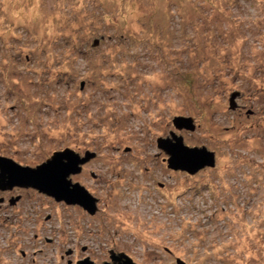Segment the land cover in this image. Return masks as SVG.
I'll use <instances>...</instances> for the list:
<instances>
[{"label":"rangeland","instance_id":"374dc122","mask_svg":"<svg viewBox=\"0 0 264 264\" xmlns=\"http://www.w3.org/2000/svg\"><path fill=\"white\" fill-rule=\"evenodd\" d=\"M173 136L215 166L171 168ZM68 150L96 213L27 192L0 264H264V0H0V155Z\"/></svg>","mask_w":264,"mask_h":264},{"label":"water","instance_id":"95a60500","mask_svg":"<svg viewBox=\"0 0 264 264\" xmlns=\"http://www.w3.org/2000/svg\"><path fill=\"white\" fill-rule=\"evenodd\" d=\"M231 105L234 107V104ZM188 123L191 124L192 122L189 120ZM176 127L179 128L177 125ZM190 130H193V128H190ZM173 138L175 142L172 144L163 143L161 140L158 141V147L163 149L170 157L168 163L171 168L194 175L205 167L213 168L215 166V155L213 152L208 151L205 147H186L182 138L174 136ZM92 157L93 155L89 154V156L86 155L85 158L79 159L68 150L65 153L54 154L52 159L36 169L21 168L12 161L2 157H0V165L6 164L10 168L7 173L12 185L33 188L39 193L52 196L56 201H64L67 205L78 204L85 208L90 215H93L97 210L96 200L79 185H71L67 181V177L70 174H77L80 171L79 164L85 163ZM70 186L72 189H70ZM120 256L125 260L122 264H134L124 254ZM114 258L113 256L112 263L116 260ZM77 264L93 263L86 259Z\"/></svg>","mask_w":264,"mask_h":264},{"label":"flooded vegetation","instance_id":"af4514ba","mask_svg":"<svg viewBox=\"0 0 264 264\" xmlns=\"http://www.w3.org/2000/svg\"><path fill=\"white\" fill-rule=\"evenodd\" d=\"M85 155H88L89 156V153H86ZM0 157L6 158V159H8L10 161L13 160L10 157L7 158V157H3L2 155H0ZM92 158H89L88 161H86L85 163L78 165L79 170H80L77 173L78 175L82 174L81 166L85 165L86 163H90L93 160ZM24 167L25 166H23V168ZM27 168H30V167L27 166ZM9 169L10 168L6 164H4V165L1 164L0 165V193L1 194H5V195H2V196L0 194V212L2 210H4L5 207H7V206L10 207L11 209H13V207H16L18 205H21L24 202L25 194L27 192H29V191H34V189H32L30 187H23V186H16V185H13L12 186L11 182L8 179V173L7 172H8ZM203 170H200L199 172H201ZM91 176L92 177L95 176V171L93 173H91ZM17 190H19V191H17ZM15 192H17V193H15ZM18 192H20V194H18ZM21 192H25V193L21 194ZM76 206H78V208L86 211L85 208H83L82 206H80L78 204ZM2 227H4V225L0 222V229H2ZM20 255L23 256V255H25V253L24 252H21ZM109 255H110V258H111V261H110L111 263H112V257L115 256V255H118L117 256L118 258H116V256H115L114 259H116V260L114 261L113 264H122L125 261L124 258H121L120 253H115L113 250H110L109 251ZM106 263H109V262H106ZM2 264H3V262H2Z\"/></svg>","mask_w":264,"mask_h":264},{"label":"trees","instance_id":"16d2710c","mask_svg":"<svg viewBox=\"0 0 264 264\" xmlns=\"http://www.w3.org/2000/svg\"><path fill=\"white\" fill-rule=\"evenodd\" d=\"M234 1V0H233ZM241 0H236V2H240ZM242 1H245V0H242ZM225 4V3H224ZM230 3H227V5H229ZM215 10H217V7H215ZM176 11V10H175ZM177 13H178V11H177ZM179 14V13H178ZM176 15V14H175ZM205 18V17H204ZM221 27V26H220ZM191 32H192V34H195L196 32H194V26L193 27H191ZM219 37H221V33H220V35H219V33L217 34ZM225 37L222 35V39H224ZM207 149V148H206ZM208 150V149H207ZM34 191H37V190H35L34 189Z\"/></svg>","mask_w":264,"mask_h":264},{"label":"bare ground","instance_id":"6f19581e","mask_svg":"<svg viewBox=\"0 0 264 264\" xmlns=\"http://www.w3.org/2000/svg\"><path fill=\"white\" fill-rule=\"evenodd\" d=\"M66 159V158H65Z\"/></svg>","mask_w":264,"mask_h":264}]
</instances>
